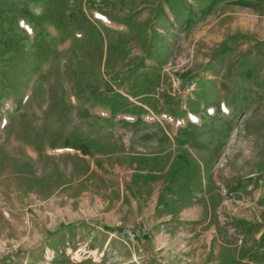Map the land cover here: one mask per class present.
Here are the masks:
<instances>
[{
	"label": "rangeland",
	"instance_id": "1",
	"mask_svg": "<svg viewBox=\"0 0 264 264\" xmlns=\"http://www.w3.org/2000/svg\"><path fill=\"white\" fill-rule=\"evenodd\" d=\"M0 264H264V0H0Z\"/></svg>",
	"mask_w": 264,
	"mask_h": 264
},
{
	"label": "built area",
	"instance_id": "2",
	"mask_svg": "<svg viewBox=\"0 0 264 264\" xmlns=\"http://www.w3.org/2000/svg\"><path fill=\"white\" fill-rule=\"evenodd\" d=\"M126 232H127L128 235L131 236V237H134V236L139 237V236H140L139 233H134L132 230H127Z\"/></svg>",
	"mask_w": 264,
	"mask_h": 264
}]
</instances>
